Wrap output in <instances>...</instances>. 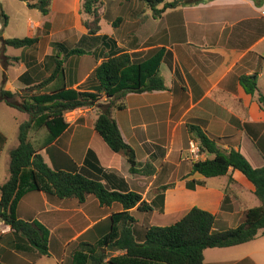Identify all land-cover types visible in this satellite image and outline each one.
Listing matches in <instances>:
<instances>
[{"label": "crops", "instance_id": "obj_1", "mask_svg": "<svg viewBox=\"0 0 264 264\" xmlns=\"http://www.w3.org/2000/svg\"><path fill=\"white\" fill-rule=\"evenodd\" d=\"M28 1L18 0L23 5L19 15L24 18L26 37L37 38L38 43L18 49L21 50L19 56L8 55L21 60L16 64L15 85L9 83L6 72L5 90L22 92L37 84L20 80L27 71L36 81L48 78L54 69L55 55L64 52L63 49L55 50V44L70 40L76 41L85 53L65 58L63 79H55L48 84V89L63 86L79 91L98 89L95 70L114 52L129 53L140 63L162 54L159 71L168 86L164 91L129 93L123 99L125 108L113 111L137 161L143 166L150 164L153 175L132 174L126 156L113 152L96 132L99 106L69 112L79 114L81 122L76 123L77 118L68 121L65 117L69 126L53 142L49 143L50 133L46 127L35 129L45 133L37 150L52 169L68 170L75 162L86 173L102 177L103 184L121 187L124 184L120 179H123L129 190L143 196L142 187L147 183L144 180L152 177L149 187L154 184L160 173L159 163L171 164V158L176 159L183 137L181 134L177 137V130L187 123L200 126L221 148L239 150L254 167L264 166V156L257 147V142L264 147V109L258 100V93L264 95V0L261 6L256 4L259 0H211L168 9L159 17L144 8L142 1H125L120 4L116 19L104 12L108 3L103 0L100 31L95 35L89 34L84 25V20L90 19L82 12L84 0H52L47 15L30 7ZM136 5L142 6L139 12L133 8ZM105 37L115 43L105 47ZM27 50L30 55L24 57L22 53ZM254 74L259 91L251 95L245 91L240 78ZM7 107L16 129L13 132H17L20 125L29 120V115ZM121 113L126 115V123L120 121ZM3 128H0V173L2 168L5 173L0 186L9 179L10 171L9 174L6 171L10 167V154L18 145L8 146L10 136ZM174 169L175 166L172 178ZM197 175L205 179V186H197L194 190L186 185L172 189L165 195L166 212L177 213L184 205H198L217 215V229L235 228L248 209L260 205L253 185L238 171L214 178ZM182 195H194L196 201L184 203L180 199ZM143 198L146 199V194ZM225 198L228 201L223 205ZM170 201L174 202V207H169ZM122 211L118 203L101 205L94 195L80 202L45 191L29 192L19 202L17 217L39 222L48 229L49 254L41 255L0 221L3 229L0 260L9 249L16 254L19 264H72L79 244L85 241L97 245L110 232L111 217ZM156 221L165 222L161 218ZM216 249L204 251L205 264H264L262 233L251 242L224 248L225 251ZM113 253L117 256L124 252Z\"/></svg>", "mask_w": 264, "mask_h": 264}, {"label": "trees", "instance_id": "obj_2", "mask_svg": "<svg viewBox=\"0 0 264 264\" xmlns=\"http://www.w3.org/2000/svg\"><path fill=\"white\" fill-rule=\"evenodd\" d=\"M28 1V0H24ZM52 0L29 2V6L40 10L44 15L49 13ZM133 1V0H124ZM145 3L154 17H159L168 9L180 6H195L211 0H139ZM101 0H84L82 12L90 19L84 20L89 34L100 31ZM262 5V0L257 1ZM0 36L9 24V16L0 1ZM38 43L37 38H9L4 40L0 51V63L4 78L0 87V102L25 112L29 120L19 127V144L10 154V176L0 186V221L10 226L11 230L27 240L41 255H48L50 246L49 231L41 223L27 221L17 217L20 200L29 192L45 191L59 198H76L84 202L88 195H94L101 205L110 206L118 203L123 211L111 217L112 228L97 245L82 241L79 250L73 254L72 264H205L204 251L209 248H228L242 245L256 239L259 233L264 234V166L254 167L250 161L234 148L223 149L218 142L207 135L198 125H187L189 132L200 144L201 153L208 157L192 164L191 174H200L205 178L222 177L230 171L240 172L254 187V193L260 205L248 209L243 221L235 228H218L217 215L200 207H192L180 220L170 225H152L143 232L136 228L137 219L130 210L150 212L156 208L159 200L164 206L165 195L159 194L152 202L146 201L142 194L131 191L123 179L121 187L103 184L102 177L93 176L79 167L75 162L68 170L52 169L29 139L32 128L46 127L50 133L49 143L60 137L68 128L65 114L83 107L99 106L95 130L115 153H123L132 174L153 175L150 164L144 166L137 161L134 149L129 145L113 117L114 110H123L120 102L129 93H144L168 90L159 67L163 55L158 53L144 62L133 59L129 53L114 52L95 70L99 82L98 89L79 91L73 88L56 87L48 89V84L64 77L65 58L82 55L79 48H68L56 43L55 50L63 53L55 55L52 74L43 81H36L29 71L20 76L23 83L34 84L23 93H14L4 89L6 71L20 57L6 55L7 46L15 49H26ZM107 47L114 41L104 38ZM241 84L248 94L258 93L257 75L242 76ZM32 90L31 94L27 93ZM106 98L104 104L102 100ZM258 100L264 109V95L258 93ZM257 147L264 156V147L257 142ZM142 167V168H141ZM105 176V175H104ZM108 178V175L106 176ZM202 183L190 180L188 189L194 190ZM168 187L164 186L163 191ZM121 189V190H119ZM228 201L225 198L224 204ZM123 251L113 256L111 252ZM2 264V263H0Z\"/></svg>", "mask_w": 264, "mask_h": 264}, {"label": "rangeland", "instance_id": "obj_3", "mask_svg": "<svg viewBox=\"0 0 264 264\" xmlns=\"http://www.w3.org/2000/svg\"><path fill=\"white\" fill-rule=\"evenodd\" d=\"M1 3L3 4L4 10L6 11V13L8 14V16H10V23L8 27H5L4 30L2 31V35L0 36V51L1 48L3 46V42H2V38L4 39H9V38H24L26 37V32L24 29L25 27V22H24V18L23 16H20V6H23L21 3L18 2V0H0ZM102 1V5L100 4L99 9H101L104 5V1L106 2V4L108 3L106 9L104 10L105 13H108L110 15L111 18L116 19L118 16L119 11L121 10V5L120 4H125L126 2L124 0H101ZM129 3V2H127ZM141 4V3H140ZM144 8H148V6L145 3L141 4ZM141 5H136L133 6L134 9L137 8L136 12H139L140 9L142 8ZM133 9V10H134ZM101 11V10H100ZM133 12V11H131ZM130 11H128V13H131ZM120 23H122V21H120ZM119 23V25H121ZM105 31H107V26L105 25ZM65 46H67L68 48H75L78 47L77 46V42L76 41H67L65 43H63ZM80 47V46H79ZM5 53L6 55H20L21 50L15 49L13 47H5ZM22 55L25 56H29L30 55V51H23ZM138 61V60H136ZM19 62H13L11 63V68L7 69L6 72H8V78H9V83H13L15 85V75H16V71H17V67L18 65H16ZM4 78V70L2 68V65L0 63V87L2 84ZM6 79H7V75H6ZM7 81V80H6ZM5 86V84H4ZM24 90H22L21 93H23ZM32 92V90H30L27 94L30 95ZM20 93V92H18ZM102 102L105 104L107 102V100L104 98L102 100ZM123 102V99L120 101ZM10 109H8L7 105L4 102H1L0 104V128L4 127L3 129H5V131L9 134V142H8V146L10 147H15L17 144H19L17 141L18 136H19V130L17 132H13L15 127L14 126V122H13V118L11 117V115L8 113ZM69 113V112H68ZM66 113V120L70 121L73 118H77V122L79 123L81 122L79 119V114L75 115V114H68ZM78 116V117H77ZM124 116H126L124 113H121L120 115V119L121 117L122 122L125 121V123L128 121L127 118L124 119ZM119 118V117H118ZM188 123L186 125H182L181 129L177 130V137L181 135H183L182 137V144H181V148L180 151H178L176 159L173 160L174 158H171V164L168 163H159L160 166V173L158 175V177L156 178L154 184L149 187V181L152 180V177L145 179L144 181L147 182L146 185L144 187H142V193L146 194V201L148 202H152L159 194L164 193V195H166L169 191H171L172 189H176L177 187L179 188H183L186 183L190 180H195V182H201L202 186H205V179L200 177L197 174H191V168H192V164L198 160H203L205 158H207L206 154L200 153V156L198 158L194 157L189 149H190V141L192 140H196L194 138V136L189 132L188 127H187ZM16 131V129H15ZM15 134V135H14ZM45 138V133L43 131H37L35 129H32L31 133H30V141L34 144V146L37 148H39V145L41 142H43V139ZM179 139V138H177ZM18 146V145H17ZM172 154L174 155V151L172 152ZM173 166H175L174 172H175V176L172 178L171 177V173H172V169ZM9 174V170L6 171ZM5 173V169L2 168L1 169V173H0V181L3 178V174ZM172 178V179H171ZM169 182V183H168ZM167 186L168 188L166 190L163 191V187ZM200 186V185H199ZM143 194V196H144ZM180 199H182V201L184 203H190L193 201H196V197L194 195H182L180 197ZM198 206V205H197ZM169 207H174V202H169ZM192 207V204H188V205H184L183 207H179L180 211H175L177 213H171V212H166V210L164 209V206L161 205V202L158 200L156 202V208L153 211L150 212H141L138 211L137 209L133 210V216L136 217L137 219V223H136V228L140 231L143 232V230H146L149 226L152 225H170L175 223L176 221L180 220L188 211L189 209ZM199 207V206H198ZM164 217V218H163ZM166 217V218H165ZM157 218H161V220L165 221L160 222V221H156ZM243 221V220H242ZM1 239V238H0ZM73 248V247H72ZM216 250L219 251H225L226 249L224 248H218ZM12 251H10L9 249L6 250L5 253H3L2 258L0 260V262H3L5 264H19L20 262H18V259L16 257L15 253H11ZM2 254V252L0 253ZM111 254L113 255L114 253L111 252ZM13 256V257H10ZM208 259V258H207Z\"/></svg>", "mask_w": 264, "mask_h": 264}, {"label": "built area", "instance_id": "obj_4", "mask_svg": "<svg viewBox=\"0 0 264 264\" xmlns=\"http://www.w3.org/2000/svg\"><path fill=\"white\" fill-rule=\"evenodd\" d=\"M189 151L194 157L198 158L200 156V153H201L200 144L197 141H195V140L190 141V149H189ZM1 227L2 226L0 225V232H3V229Z\"/></svg>", "mask_w": 264, "mask_h": 264}, {"label": "water", "instance_id": "obj_5", "mask_svg": "<svg viewBox=\"0 0 264 264\" xmlns=\"http://www.w3.org/2000/svg\"><path fill=\"white\" fill-rule=\"evenodd\" d=\"M4 40H5V39H4V38H2V42H3V44H4Z\"/></svg>", "mask_w": 264, "mask_h": 264}]
</instances>
